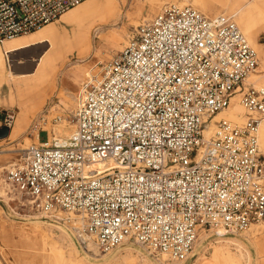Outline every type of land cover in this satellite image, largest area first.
I'll list each match as a JSON object with an SVG mask.
<instances>
[{
    "label": "built area",
    "instance_id": "2783aa9c",
    "mask_svg": "<svg viewBox=\"0 0 264 264\" xmlns=\"http://www.w3.org/2000/svg\"><path fill=\"white\" fill-rule=\"evenodd\" d=\"M83 1L0 0V43ZM259 62L230 16L164 5L83 81L72 116L35 118L48 137L7 169L6 195L49 220L81 217L80 245L104 253L132 242L185 261L201 229H248L264 220V88L243 89ZM237 93L248 120H220L206 136ZM15 118L7 111L5 124ZM63 120L75 126L69 136L48 127Z\"/></svg>",
    "mask_w": 264,
    "mask_h": 264
},
{
    "label": "rangeland",
    "instance_id": "374dc122",
    "mask_svg": "<svg viewBox=\"0 0 264 264\" xmlns=\"http://www.w3.org/2000/svg\"><path fill=\"white\" fill-rule=\"evenodd\" d=\"M152 1H154L156 4L153 8L151 5V0H125V2L121 3L123 10L121 19L116 25H105L103 34L105 35L114 29L117 30L121 27H126L128 34L132 37L136 27H138V25L143 20H146V18L151 19L156 16L162 10L164 5L168 3H180L183 0ZM226 2H228L226 5L227 8L224 10L223 6H219V9L211 10L203 5L204 3L224 5ZM255 2L256 0H190L192 5L194 4L195 6L199 7L200 10L208 16H214L223 12L231 13L238 8H243V12L244 9L250 5H253ZM262 8L264 9V7ZM139 9H141L142 14L137 13ZM126 13H133V16H135L133 21L131 20L130 22L128 20ZM59 18L50 23L64 27V25L60 23ZM65 31L72 33V27L67 26ZM254 40L256 45H261L264 47L263 16H260L257 19L256 36ZM250 42L253 45L251 40ZM3 45L4 43L1 42L0 46ZM122 49L120 45L114 46L112 43H107L103 38L98 36L94 37L92 40V49L87 60L83 63H80L79 53L77 51L71 53L65 62L66 64L64 63L63 65V63H61L64 66L63 71H65L67 75L62 76L61 79H58L57 86L55 88H49L46 91L45 96L41 97L38 103H36L33 107H30L31 109L28 111H24V113H21L19 102L6 100L4 98V94L1 96L0 127L6 125L5 114L7 111H11L16 114V119L12 126L15 127L17 124L22 122L23 127L17 128L15 133H11L10 131V134L7 137L0 138V166H7V168L0 171V264H81L79 263V257L89 260V264H145V259H151L156 264H211L212 260L209 257L211 256L212 248L214 245L218 244L217 242L222 237H226V235L227 237L230 236L236 238L239 236V238L244 241L247 248L249 247L248 249L251 251V264H264V220L251 225L259 227L260 231L263 232L259 235V239L262 238V240L260 241V246H258V248H256V246L250 240H245L243 237H240V235L247 232L251 226L248 229L236 234L228 232L226 235L220 234L217 229L207 228L201 229L199 231L204 232L207 235V239L204 243V246L207 249L202 251V253H204L206 256L205 258L201 257L197 252L196 254H193L192 251L189 258L185 261H174L171 259L163 261L162 255L151 252L146 247L132 242L122 244L118 248L108 253L98 251L92 243L91 244L94 248L90 247V249L87 250L83 248L79 242L77 231L78 226H80V222L77 225L76 221L80 220L77 216L72 215L73 219L71 220H67L65 217V221L59 222L55 220H49L44 217H40V215L37 213H33V211H31L27 205H24L20 201H11L8 198V195H6V192L9 189L6 187L7 185L5 181L7 169L10 168L11 164H14L21 158V150L23 148L27 147L33 142H39L36 139V133H38V131H34L32 126L35 118L47 110L52 111L51 118L57 114H64V116L67 117L72 116L74 113L76 109V101H74L72 104L66 105L63 103L62 97L60 96V89L62 87L71 89L77 93L78 96L84 76L81 75L78 77V81H74V79L71 77V72L80 66H86L90 71V69H92L96 64L97 65L93 70L97 72ZM42 50L43 49H40L37 52L32 51L28 54H38ZM258 55L260 59V68L258 67L256 71H259L262 68L261 56L259 52ZM6 60L7 67L10 70V58L8 53H6ZM83 69L86 68L84 67ZM251 84L245 80L243 89L248 88ZM260 86L264 87V85ZM6 88H8V86H6ZM248 117L249 112L246 110V115L244 116L245 120L236 123L244 124L248 120ZM48 127L51 130H54V132L58 130L57 126L51 122L49 123ZM47 137L48 133L46 131L41 132L40 141L46 140ZM26 140H28V143ZM262 153H264L263 148ZM66 221L67 223H65ZM58 225L60 227H58ZM62 229H65L67 232H69L68 239L61 235L60 230ZM74 249L78 250L79 257L78 254L74 252ZM194 249L195 247L193 250ZM126 254H129L128 259H124V255Z\"/></svg>",
    "mask_w": 264,
    "mask_h": 264
},
{
    "label": "bare ground",
    "instance_id": "6f19581e",
    "mask_svg": "<svg viewBox=\"0 0 264 264\" xmlns=\"http://www.w3.org/2000/svg\"><path fill=\"white\" fill-rule=\"evenodd\" d=\"M123 2H125V0H86L69 9L59 18L60 23L64 25V27L49 23L36 31L27 33V35L23 34L21 36L13 37L12 39L8 38L4 40V45L0 46V99L4 94L6 100L19 102L21 113L28 111L31 109L30 107H33L39 102L41 97L45 96V93L49 88H55L57 86L58 79L67 75L65 71H63V65L71 53H74V51L79 53L80 63L87 60L92 49V40L94 37L98 36L103 38L107 43H112L114 46L120 45L121 49H124L128 45L131 37V35L128 34L126 27H121L117 30L114 29L105 35L103 34L105 25H116L121 19L123 14L121 3ZM180 3H190V0H183ZM227 3L228 2L224 5L204 3L203 5L211 10L219 9V6H223L224 10L227 8ZM151 5L153 8L156 4L151 0ZM261 6L264 7V0H256L253 5L248 6L243 12V8H238L231 13L223 12L214 15L219 16L221 14H226L233 18L247 40L249 42L251 40L257 52L260 53L262 68L259 71L252 73L246 79L249 84L253 83L251 85H254L257 88H261L263 86L260 85H264V47L256 45L254 40L256 36L257 19L260 16H263L264 18V9ZM195 7L200 9L197 6ZM137 13L142 14L141 9H139ZM126 17L130 22L135 18L133 13H126ZM65 26H71L72 33L65 31ZM40 49L43 50L38 54H28L32 51L37 52ZM6 53L9 54L10 58V70L7 67ZM61 63H63V65ZM84 67L86 69H83ZM84 67L80 66L71 72V77L74 81H78V77L83 75V83V81L92 74L93 69H95L93 67L89 71L88 67ZM6 86H8V88H6ZM60 91V96L62 97L64 104H72L76 101L77 106V93L67 87H62ZM245 109L246 107L241 102L240 94L237 93L232 98L230 105L213 117V120L206 129V136L209 137L215 132L218 125L217 121H220L223 118L234 122L244 121V116L246 115L247 110ZM55 125L58 130L54 133L57 136H69L75 129L73 123H70L67 120L58 122ZM20 127H23L22 122L15 127L12 126L10 130L11 133H15L16 129ZM40 138L39 132L36 133V139L39 142ZM258 138L262 151V148L264 149V125L259 127ZM26 141L28 143V140ZM5 168H7L6 165H1L0 171ZM6 184L8 183L6 182ZM77 217L80 220L76 221L77 225L80 222V226H78L79 230L84 226V221L81 217ZM67 219L71 220L73 219V216L71 215ZM65 223H67V221ZM58 227L60 226L58 225ZM60 231L61 235L68 239L69 232L65 229ZM218 232L226 235L225 230L223 229H219ZM261 233L263 232L260 231L259 227L253 225L247 232L242 233L240 237H243L245 240H250L256 248H258V246H260V241L262 240V238L259 239ZM206 239L207 235L204 232L198 233L194 244L195 249L193 250V254H196L197 252L201 257H206L204 253H202L203 250L207 249L204 246ZM217 243L218 244L214 245L212 248L211 256L209 257L212 260L211 264H251V251L239 236L236 238L230 236L227 237L226 235V237H222ZM90 245L94 248L92 244ZM74 252L78 254L77 249H74ZM128 255L129 254L124 255V259H128ZM168 259L169 257L166 254L162 255L163 261H167ZM79 263L89 264V260L79 257ZM145 264L156 263L151 259H145Z\"/></svg>",
    "mask_w": 264,
    "mask_h": 264
},
{
    "label": "water",
    "instance_id": "95a60500",
    "mask_svg": "<svg viewBox=\"0 0 264 264\" xmlns=\"http://www.w3.org/2000/svg\"><path fill=\"white\" fill-rule=\"evenodd\" d=\"M10 134V127L8 125H4L0 127V138L7 137Z\"/></svg>",
    "mask_w": 264,
    "mask_h": 264
},
{
    "label": "crops",
    "instance_id": "0c3cea01",
    "mask_svg": "<svg viewBox=\"0 0 264 264\" xmlns=\"http://www.w3.org/2000/svg\"><path fill=\"white\" fill-rule=\"evenodd\" d=\"M6 40V39H5ZM4 41V40H3ZM80 90V89H79Z\"/></svg>",
    "mask_w": 264,
    "mask_h": 264
}]
</instances>
